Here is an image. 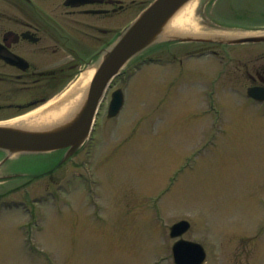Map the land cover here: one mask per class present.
I'll use <instances>...</instances> for the list:
<instances>
[{
	"label": "rangeland",
	"instance_id": "374dc122",
	"mask_svg": "<svg viewBox=\"0 0 264 264\" xmlns=\"http://www.w3.org/2000/svg\"><path fill=\"white\" fill-rule=\"evenodd\" d=\"M206 1L191 12L200 33ZM193 49L158 45L134 59L107 89L89 142L54 172L41 171L60 153L0 167L19 175L0 183V264H174L169 228L181 220L205 264H264V104L248 100L240 76L256 54ZM86 69L47 103L75 95ZM116 88L124 105L108 118Z\"/></svg>",
	"mask_w": 264,
	"mask_h": 264
},
{
	"label": "flooded vegetation",
	"instance_id": "af4514ba",
	"mask_svg": "<svg viewBox=\"0 0 264 264\" xmlns=\"http://www.w3.org/2000/svg\"><path fill=\"white\" fill-rule=\"evenodd\" d=\"M150 1L0 0V120L40 105L78 71L96 65L103 49ZM242 1L207 0L198 12L202 31L264 30V0H248L262 3L248 6ZM184 44H195L190 53L197 57L220 55V45ZM246 46L252 47L256 58L250 70L240 65V76L248 82L246 90L264 89V42Z\"/></svg>",
	"mask_w": 264,
	"mask_h": 264
},
{
	"label": "water",
	"instance_id": "95a60500",
	"mask_svg": "<svg viewBox=\"0 0 264 264\" xmlns=\"http://www.w3.org/2000/svg\"><path fill=\"white\" fill-rule=\"evenodd\" d=\"M190 0H154L140 15L120 34L112 46L107 48L95 67L94 75L86 90V95L78 106L64 119L52 125L31 128L21 125L0 124V150L6 157L0 165L13 156L20 154H37L68 148L65 159L71 156L86 140L102 99L111 80L121 71L129 60L159 42L164 37L174 40H205L224 44H241L264 41V33L247 36L211 35L208 38L194 39L190 37L165 36L164 31L170 20ZM260 92L251 88L248 95L262 100ZM71 95L63 98L48 110L65 104ZM123 105V94L117 89L112 94L108 109V117L115 116ZM47 110V111H48ZM46 112V111H45ZM190 224L180 221L170 228L173 238L183 235ZM175 264H203L206 258L203 247L195 242L179 239L172 248Z\"/></svg>",
	"mask_w": 264,
	"mask_h": 264
},
{
	"label": "bare ground",
	"instance_id": "6f19581e",
	"mask_svg": "<svg viewBox=\"0 0 264 264\" xmlns=\"http://www.w3.org/2000/svg\"><path fill=\"white\" fill-rule=\"evenodd\" d=\"M196 0H190L182 9L176 14V16L171 19L166 27L167 33L173 32H186V33H195L198 32L196 30V26L191 21V12L193 7L195 6ZM230 35V34H229ZM94 73V69H88L81 74L78 78L74 92L76 93L72 98L68 99V101L55 109L48 110L49 107L54 103L51 101L46 105L29 112L20 117L8 120L3 122V124L10 125H21L24 127L31 128H41L45 126L52 125L56 121L64 119L69 113H71L75 107L79 104L84 96V90L88 83L90 82ZM48 110V111H47ZM46 111V112H45Z\"/></svg>",
	"mask_w": 264,
	"mask_h": 264
}]
</instances>
